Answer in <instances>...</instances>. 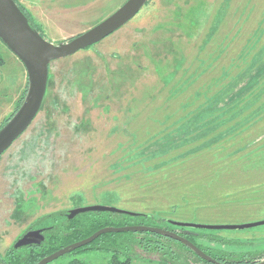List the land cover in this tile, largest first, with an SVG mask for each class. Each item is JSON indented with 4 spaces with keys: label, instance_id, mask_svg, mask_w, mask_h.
<instances>
[{
    "label": "rangeland",
    "instance_id": "rangeland-1",
    "mask_svg": "<svg viewBox=\"0 0 264 264\" xmlns=\"http://www.w3.org/2000/svg\"><path fill=\"white\" fill-rule=\"evenodd\" d=\"M14 1L59 45L127 0ZM0 57L1 129L23 101L27 76L1 42ZM233 64L242 67L239 76L255 68L250 76L259 81L238 102L236 92L250 78L228 93L239 71ZM263 68L264 0H148L100 43L52 62L40 112L0 157V257L39 241L29 228L41 218L95 206L153 217L142 223L173 226L193 235L199 250L232 261L264 255V225H174L264 221ZM214 111L222 113L215 123ZM134 237H107L104 251L49 264H108L115 253L131 264H160L157 254L132 251ZM192 253L198 260L191 264H209Z\"/></svg>",
    "mask_w": 264,
    "mask_h": 264
},
{
    "label": "water",
    "instance_id": "water-1",
    "mask_svg": "<svg viewBox=\"0 0 264 264\" xmlns=\"http://www.w3.org/2000/svg\"><path fill=\"white\" fill-rule=\"evenodd\" d=\"M148 0H127L108 18L88 31L69 40L54 45L46 41L14 0H0V42L20 61L27 76V90L23 101L14 115L0 129V157L29 128L42 107L47 83L49 65L71 57L81 50L88 49L109 37L130 22L145 6ZM90 211H116L108 207H87L72 211L69 218ZM185 228L210 230H236L264 225L263 222L245 225L201 226L189 223H175ZM154 233L170 238L194 252L209 264H222L205 255L194 244L176 233L152 227L104 228L91 237L67 246L43 258L38 264H49L59 257L72 253L93 243L98 237L108 233ZM256 264H264V260Z\"/></svg>",
    "mask_w": 264,
    "mask_h": 264
},
{
    "label": "trees",
    "instance_id": "trees-1",
    "mask_svg": "<svg viewBox=\"0 0 264 264\" xmlns=\"http://www.w3.org/2000/svg\"><path fill=\"white\" fill-rule=\"evenodd\" d=\"M19 8L27 16L25 10L20 6ZM3 65H4V61L0 57V66ZM232 66H235V68L238 69L239 71L237 72V74L235 73V75L230 76L231 83L228 87V93L230 92L232 94L246 76L250 78L247 85L237 90L235 99H233V101L238 102V100L244 98L246 95H249L248 93H251V91L258 85L259 81H258V75L255 76L256 73L254 74V76H250L251 71L255 68H253L251 71L246 70V72L243 73L244 76L243 75L239 76L242 67H239V65L237 64H233ZM263 72H264V68L262 69L261 74H263ZM229 103L226 105H229ZM18 108L19 106L17 105L16 109ZM215 112L216 111H214L212 115L210 114L211 115L210 120L213 118H214L213 120H215V118H217L222 114L220 112L219 114ZM9 119L10 118H8L7 121ZM217 121L218 120H215L214 123ZM151 218L153 219V217L147 215L128 214L119 211H90V212L77 214L73 218H69V214H65L63 212L57 214H51L45 216L44 218H41L29 228L30 230L37 229L39 231L38 232L40 233L39 241L32 244H26L19 248H15V247L9 248L5 252L4 256L0 257V264H38L43 258L55 253L56 251L62 249L63 247L65 248L72 244L78 243L82 240H85L101 229L135 227V226L146 227L147 225L142 223V221L146 219L148 221ZM133 219H138L140 222L132 223ZM170 231L179 233L173 228V226L172 229H170ZM122 234L123 233H115V234L108 233L101 235L93 243L84 246L80 249H77L70 254H77L80 252L91 251V250L104 251L106 250V244L103 243L107 242V240H105L107 237L108 238L116 237V236H121ZM129 234L135 236L134 237L135 241L132 248V251L135 254L137 252H141L145 254H149V253L157 254L159 256L158 262H160V264H191L194 262L193 260L197 259L196 256L192 253V251L189 250L187 247L167 237L160 236L154 233H147V232L129 233ZM179 235L183 236L188 241L195 244L194 239H192L193 235H188V234L183 235L181 233H179ZM200 238H205V237L202 236ZM58 243L60 244L57 245ZM107 248L110 249L111 247L108 246ZM202 251L208 254L212 259L222 264H253L256 261L262 259V256L264 257V255H262L255 258L251 257L245 259V257L243 256L239 261H234V260L232 261L228 255H223V254L212 255L211 253H207L205 250ZM131 262H132L131 257L128 256L122 260L119 258V254L115 253L111 256L108 264H131ZM68 264H86V263L77 259H73Z\"/></svg>",
    "mask_w": 264,
    "mask_h": 264
}]
</instances>
